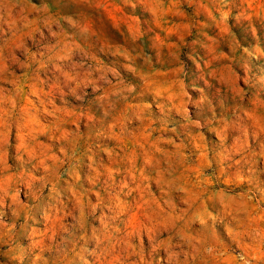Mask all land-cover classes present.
Wrapping results in <instances>:
<instances>
[{"label": "rangeland", "instance_id": "1", "mask_svg": "<svg viewBox=\"0 0 264 264\" xmlns=\"http://www.w3.org/2000/svg\"><path fill=\"white\" fill-rule=\"evenodd\" d=\"M0 31V264H264V0H0Z\"/></svg>", "mask_w": 264, "mask_h": 264}, {"label": "bare ground", "instance_id": "2", "mask_svg": "<svg viewBox=\"0 0 264 264\" xmlns=\"http://www.w3.org/2000/svg\"><path fill=\"white\" fill-rule=\"evenodd\" d=\"M3 31H4V30H3ZM50 31H51V30H50ZM0 32H1V31H0ZM47 50H48V49H47ZM78 57H79V56H78ZM48 74H49V73H48ZM92 93H93V92H92ZM241 146H242V145H241ZM240 148H241V147H240ZM240 148H239V149H240ZM233 149H235V148H233ZM226 155H227V154H226ZM225 159H226V158H225ZM227 159H228V158H227ZM18 264H19V263H18Z\"/></svg>", "mask_w": 264, "mask_h": 264}]
</instances>
